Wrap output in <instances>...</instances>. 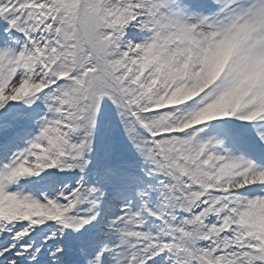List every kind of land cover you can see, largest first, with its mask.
I'll use <instances>...</instances> for the list:
<instances>
[{"label": "snow or ice", "instance_id": "obj_1", "mask_svg": "<svg viewBox=\"0 0 264 264\" xmlns=\"http://www.w3.org/2000/svg\"><path fill=\"white\" fill-rule=\"evenodd\" d=\"M0 264H264V0H0Z\"/></svg>", "mask_w": 264, "mask_h": 264}]
</instances>
